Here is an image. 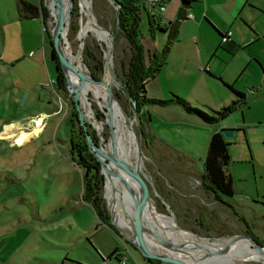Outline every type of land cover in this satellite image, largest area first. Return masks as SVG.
<instances>
[{"label":"rangeland","instance_id":"1","mask_svg":"<svg viewBox=\"0 0 264 264\" xmlns=\"http://www.w3.org/2000/svg\"><path fill=\"white\" fill-rule=\"evenodd\" d=\"M93 2L91 12L103 36L108 40L111 32L113 34L111 72L116 83L108 87L115 96L118 110L123 116H129L140 144V172L153 192V204L149 202L148 208L161 220H170L180 228L188 225L190 227L185 229L209 241L247 233L264 246V84L256 82L250 87L244 86L246 77L241 75L234 84L239 88L234 89L242 92L243 98L230 89L224 90L223 94H228L225 105L239 99L220 122L232 130V135L224 139L228 143L226 149L229 157L226 172L231 179L233 194L213 195L214 201L205 204L195 188H203V157L208 138L217 125L204 123L200 118L205 125H196L188 119L182 120L188 123H160L151 110L145 108L146 120L141 116L143 112L139 115L134 111L124 87V67L121 65L129 57V47L115 23V5L111 0ZM79 3L76 0L77 16L69 14L67 20V48L74 54L79 52V58L89 74L91 71L101 84L107 85L103 72L107 42L104 39L98 41L90 33L84 40L77 39L85 20ZM0 4V131L17 123L15 132L26 134L14 139L0 138V264H61L71 258L77 259L72 260L77 262L80 259L83 264L91 262L86 258L87 253L97 254L96 250L84 235L80 233V237L77 236L92 211L81 198V169L71 160L68 139L73 104L67 90L63 92L55 82L56 70L50 57L47 35L51 18H48L49 24H46L47 18L45 24L41 19L36 21L37 30L22 29L20 38L16 39L19 29L13 21L12 12L7 9L5 0H0ZM43 4L46 8L47 0H43ZM142 16L138 27L143 35L140 43L144 47L145 58L152 53L161 58L170 42L160 31L155 38L150 37L146 16ZM72 23L76 26L74 30L71 29ZM31 24L29 21V27ZM261 41L262 46L258 47L264 49V38ZM35 42L38 44L36 48L32 47ZM148 49L155 51L148 54ZM88 52L102 62L100 68L94 69L95 61L88 56ZM261 66L264 72V64L261 63ZM258 68L262 74L259 64ZM219 83L225 82L221 80ZM175 95L187 101L190 107L208 114H213L212 110L224 105L217 92L212 95L214 103L205 96L194 97L195 100L188 96L187 100L185 96ZM175 95L169 93L167 99ZM88 99L94 110L95 122H102L106 118L107 110L104 107L107 106L93 94H89ZM40 116L44 117V122L37 135L31 136L33 126L30 123L29 131L22 129V125H28V118H32L33 122ZM85 123L94 131L97 142L109 138L108 126L97 127L98 132L93 123L88 120ZM141 124L148 127V138L147 134L144 135L145 144ZM74 128L77 129L76 121ZM132 141L135 145L134 136ZM144 146L164 157L150 155ZM135 161L136 156L131 150L129 165L133 166ZM103 187L104 179L100 193L105 209L110 222L124 234L112 219ZM188 188L194 189L188 192ZM188 203L195 204L199 208L198 213ZM180 233L195 237L191 233ZM131 252L138 254L132 248ZM243 264H264V261L258 258Z\"/></svg>","mask_w":264,"mask_h":264},{"label":"crops","instance_id":"2","mask_svg":"<svg viewBox=\"0 0 264 264\" xmlns=\"http://www.w3.org/2000/svg\"><path fill=\"white\" fill-rule=\"evenodd\" d=\"M19 1L5 0L7 9L12 12L13 21L19 29L15 35L16 39L20 38L22 29L31 28L33 30L35 28L37 30L36 21L41 19L40 16L28 19L20 18L17 14ZM23 1L36 7L39 4V0ZM148 14L151 15L152 12L148 11ZM157 17H161L163 20L161 27L164 30L160 32L165 34L168 40H170L168 27L173 22H177L173 31V39L169 41L170 44L166 47L158 70L153 76L145 79L143 83V95L144 97L147 96L145 98H166L167 100L169 93H172L181 97L185 96L184 98L187 100L189 99L188 96L192 100H195L194 97L205 96L207 100L214 103L212 95L213 92H217L221 103L224 104L222 106H225L226 95L228 94L223 93H225V88L229 89L226 85L238 89L239 85L235 86L234 84L235 81L238 82L239 76L245 75L244 86L250 87L256 82H259L257 84L260 85L264 84V72L261 66V63L264 64V49L258 47V45L262 46L261 40L264 38V0H193L183 9H181V0H168L165 9L158 13ZM29 21L33 23L30 27ZM226 31H230L231 35L227 42L222 43L220 42V35ZM157 33L158 31H153L151 36L150 33L148 34L155 38ZM253 43L257 44L251 46ZM37 46V42L32 45L34 48ZM29 47L31 48L30 44ZM30 51H28V55ZM150 51L155 50L148 49L147 53L149 54ZM218 80L225 83L220 84ZM180 107L175 103L166 105L147 104L144 105L141 116H144L146 120L145 115L147 113L144 112L146 108V110H151L154 113L155 118L160 123L187 122L182 120L188 119L189 122L196 123V125H205V122L203 123L198 117L185 112ZM148 115L151 118L149 113ZM220 122L215 123L217 125L215 130L227 128ZM16 124H14L13 130H15ZM141 126L144 135L147 134L148 138V127H144L142 124ZM143 143L145 144L144 137ZM144 149L152 156H161L157 151L149 150L146 146ZM194 180L198 182L196 179ZM191 185L193 186V184ZM190 189L194 188L186 190L189 192ZM195 191L203 203L208 204L214 201L215 195L208 189L195 188ZM174 202H176L175 199ZM86 203L91 207L90 203ZM192 206L198 213L197 209L199 208L195 204ZM91 211L92 215L89 216L82 231L77 236L80 237V233L84 235L97 254L88 252L86 258L92 263L85 262L84 264H119L117 259L120 256L126 257L124 264H149L136 249L129 245L126 236L119 229L111 222H109L110 226L102 223L96 217L92 207ZM187 227L190 226L187 225ZM89 232L90 234L86 236ZM201 235L209 238V236ZM131 248L138 254H133ZM111 252H113V256L108 257ZM72 260L77 259H66L65 263L61 264H83L80 263V259H78L79 262Z\"/></svg>","mask_w":264,"mask_h":264},{"label":"bare ground","instance_id":"3","mask_svg":"<svg viewBox=\"0 0 264 264\" xmlns=\"http://www.w3.org/2000/svg\"><path fill=\"white\" fill-rule=\"evenodd\" d=\"M79 1L81 12L85 15V20L77 34V39L82 40L90 33L98 41L100 39H104L108 43V40L103 36L104 34L95 21L94 15L92 14V20L87 19V10L85 7L86 0ZM62 2L66 8L67 0H62ZM48 8L50 18L52 19L54 6L51 0H48ZM50 27H52L51 24ZM64 34L66 35L65 29ZM111 35L113 36V34ZM63 53L78 72L88 77L90 76L86 66L79 58V52L74 54L67 48L66 44L63 48ZM105 56H107V52ZM103 72L106 74L105 79L107 81V85L106 83L103 85L100 82L94 83L88 78H79L76 74L67 70L66 77L69 87L78 96L84 119L93 123V127L97 131V127L101 125H106L110 129L109 138L104 141L101 140L99 143V148L102 153L111 156L114 152L116 158L121 163L129 165L131 150L136 156L135 145L132 141L133 133L131 129L127 128L124 116L122 115L120 109L118 110L119 107L116 102L113 100L109 101L106 93V88H109L108 86H113L112 84L116 83V81L113 80L111 72V53L109 61L106 63V69L104 68ZM89 94H93L100 103L107 106L104 107L107 110L106 118L102 122H95L93 118L94 110L88 99ZM34 122L37 126H33L32 129H30L32 136L37 135V133L42 129L44 117L40 116L34 119ZM129 123L130 126H132L130 121ZM39 124H42V126H39ZM13 127L14 125L6 127L0 134V138L14 139L26 136L24 133L15 132L17 130V125L15 130L12 129ZM104 162L109 172L104 175L103 187L109 211L112 214V219L121 228L125 236L128 237L130 236L132 230V214L134 208L131 198L132 196L127 193L126 187L130 189L134 198H137L140 195V190L138 184L134 180L120 172L111 162ZM119 176L123 177V181ZM148 206L146 207L142 217V239L145 246L153 252L182 260L186 264H243L245 261L258 258L264 261V246L257 249L252 246L248 240H237L220 252V249L226 246L228 238L209 241L204 238H195L196 236H184L180 232L185 234L190 233L179 229L177 226L175 227L170 220H161L152 213ZM165 221L168 223H165ZM159 238L162 239V241H160ZM154 239L156 242L153 241ZM188 246L191 248L189 249Z\"/></svg>","mask_w":264,"mask_h":264},{"label":"trees","instance_id":"4","mask_svg":"<svg viewBox=\"0 0 264 264\" xmlns=\"http://www.w3.org/2000/svg\"><path fill=\"white\" fill-rule=\"evenodd\" d=\"M115 5V15L114 20L116 26L126 40L129 47V57L127 61L121 62L123 71V83L128 94V99L132 103L134 100L133 110L138 112L140 115L144 107L147 104H158L166 105L169 103H175L181 106L185 112L193 114L200 118L203 122L208 124H215L234 108L235 103L239 100L232 101L230 104L225 105L217 110H212L213 114H208L197 108H192L186 103L184 99L177 97L176 95L167 100H159L152 98H145L143 95V83L145 79L153 76L158 70L162 57L159 58L155 53L152 55H147L145 58V52L140 39L143 35L139 30V21L142 15L146 16L147 20V32L151 33L153 31H162L164 28L158 23L154 14H148L147 7L143 0H111ZM193 0H181V9L185 7L188 3ZM48 3V0H47ZM72 5L70 6V16H77V5L76 0H72ZM94 2L91 0V9L93 11ZM17 14L20 18L28 19L40 16L42 23L45 24V19L48 16V11L46 10L43 0H39L38 7L20 0L17 3ZM179 17H181L179 15ZM173 22L169 27V38L173 39V31L176 25ZM75 24H71V29H75ZM50 43V57L54 62L56 76L55 82L57 87L65 92L64 78L63 74L59 68L57 58L52 49ZM169 40V41H170ZM154 52V51H153ZM88 56L95 61L93 65L94 69L102 66V62L95 59L94 56L88 52ZM91 75H95L90 71ZM97 78V77H95ZM233 93H235L239 98H243V93L233 89L231 86L226 85ZM116 95V94H115ZM70 103H72L70 101ZM73 104V103H72ZM70 123L71 130L69 134V149L71 154V160L81 169V184L82 192L81 198L85 202L90 203L96 217L104 224L110 226L109 216L105 209L102 197H101V187L103 182L102 174L99 172L100 166L96 159L93 157L92 153L89 152L88 147L84 140V135L82 128L78 123L76 111L72 105V110L70 112ZM140 118V116H139ZM74 121L77 123V129L74 128ZM87 132L89 133L91 139L97 143V137L94 131L90 129V126L85 123ZM144 137V132L142 133ZM100 143V139H99ZM228 143L222 137L220 130H214L207 141L206 150L202 162V175H201V185L203 188L208 189L213 192L215 196H231L233 194L232 183L229 174L226 172V166L228 164V153L226 145ZM247 234V233H246ZM128 243V242H127ZM134 248L131 244H129ZM135 249V248H134ZM113 256V252L109 254L108 257ZM149 264H162L157 259H148L143 257Z\"/></svg>","mask_w":264,"mask_h":264},{"label":"water","instance_id":"5","mask_svg":"<svg viewBox=\"0 0 264 264\" xmlns=\"http://www.w3.org/2000/svg\"><path fill=\"white\" fill-rule=\"evenodd\" d=\"M53 6H54V14L52 16L51 25L52 27L48 28V33H49V39L51 42L52 49L55 53V56L58 61L59 68L63 74L64 78V87L68 92V95L71 98V101L73 103L74 109L76 111V116L79 125L82 128V132L84 135V140L85 143L88 147V150L90 153H92L93 157L96 159V161L99 163L100 169L99 172L102 174L103 179L104 175L108 174V169L105 166V162H111L114 166L117 167V169L122 172L124 175L129 177L130 179L134 180L139 187L140 190V195L137 198H134L132 195V192L128 187H126L127 193H129L132 197L133 201V214H132V230L130 233V236H126V240L140 253L141 256L148 258V259H157L159 260L162 264H186L184 261L172 258L170 256L164 255V254H158L156 252L151 251L147 246H145L143 239H142V234H143V213L148 206V203L152 201L151 193L153 194L151 187L145 177L141 174L140 172V166H141V151H140V144L138 142L137 136L135 132L133 131L132 127L130 126L129 121L131 122L129 116L126 114L124 115V120L126 122L127 128L131 129L134 140H135V150H136V161L133 166L121 163L115 156L114 152L111 156L105 155L102 153V151L99 148V141L95 143L89 133L87 132L86 126H85V119L82 116L78 96L75 92L71 90L69 87V83L66 77V70L71 71L72 73L76 74L79 78L86 79L88 78L90 81L94 83H98L99 79L95 78L94 76L90 75L89 77L78 72L76 68L69 62L67 57L63 53V48L67 44V39L66 35L64 34V29L67 27V20L70 14V6L72 3V0H67V7L65 8V5L63 4L62 0H51ZM86 10H87V19L92 20V13H91V3L90 0H86ZM46 9L48 10V16H47V21L46 24H49L48 18L50 17L49 13V8L46 5ZM111 32V31H110ZM112 34V32H111ZM112 43H113V36L109 35L108 38V43L106 44V52L107 56L104 57V62H103V70L105 68V64L109 61L110 53H111V48H112ZM106 93L108 96V100L115 101V96L112 94V91L109 88H106ZM132 106H134V100L132 99ZM221 135L223 138H228L232 135V130L227 129V128H222L220 130ZM120 179L123 181V177ZM154 207V206H153ZM155 210V207H154ZM156 211V210H155ZM157 212V211H156ZM109 218V222H110ZM175 224V222H174ZM176 225V224H175ZM177 226V225H176ZM178 227V226H177ZM181 230L187 231L191 233L192 235L196 236L197 238H200L201 236L197 235L195 232L191 230H187L184 228H180ZM160 241L162 239L159 238ZM237 240H248L252 246H254L257 249H260L263 245L259 244L256 242L252 237H250L247 234L241 233V234H235L227 239V244L226 246L222 247L220 249V252L227 247L231 245V243L236 242Z\"/></svg>","mask_w":264,"mask_h":264},{"label":"built area","instance_id":"6","mask_svg":"<svg viewBox=\"0 0 264 264\" xmlns=\"http://www.w3.org/2000/svg\"><path fill=\"white\" fill-rule=\"evenodd\" d=\"M145 5L148 8V11H151L152 14H154L155 18L158 20V23L161 25L163 23V21L157 17V14L160 11H163L166 7L167 1L168 0H143ZM80 8V6H79ZM231 35L230 31H226L225 33H221L220 35V42L224 43L227 42L229 40V37ZM29 123L31 126H37V124L33 121L32 122V118H28V125L26 127H24V125H22V129L29 131ZM39 126H42V124H39ZM32 136V135H31ZM119 264H124V262L126 261V257L125 256H120L117 259Z\"/></svg>","mask_w":264,"mask_h":264}]
</instances>
